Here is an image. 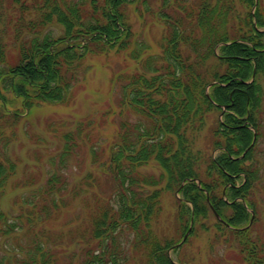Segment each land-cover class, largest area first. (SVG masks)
<instances>
[{
	"label": "trees",
	"instance_id": "trees-1",
	"mask_svg": "<svg viewBox=\"0 0 264 264\" xmlns=\"http://www.w3.org/2000/svg\"><path fill=\"white\" fill-rule=\"evenodd\" d=\"M0 5V189L17 171L9 150L22 120L42 104H69L88 57L124 53L134 62L133 71L113 78L121 118L108 153L103 149L100 156L90 148L93 164L106 177L89 172L70 181L67 169L78 138L89 136H82L84 125L65 133L51 161L58 165L24 198L26 209L15 217L0 210V264L137 259L193 264L195 257L185 259L181 251L198 228L212 230V244L233 248L243 264H264V240L254 230L256 220L249 226L247 208L254 204L257 180V168L247 163L253 147L239 159L253 142L250 127L260 135L262 0H0ZM132 14L139 28L153 21L163 26L157 50L140 40ZM56 27L62 31L54 36ZM215 112L208 138L217 151L213 155L196 141ZM151 163L161 169L159 175L142 171ZM103 179L112 183L111 196L101 189ZM165 191L174 193L177 204L172 235L158 230ZM78 200L76 213L72 205ZM65 218L71 222L67 229Z\"/></svg>",
	"mask_w": 264,
	"mask_h": 264
},
{
	"label": "rangeland",
	"instance_id": "rangeland-1",
	"mask_svg": "<svg viewBox=\"0 0 264 264\" xmlns=\"http://www.w3.org/2000/svg\"><path fill=\"white\" fill-rule=\"evenodd\" d=\"M262 2L264 5V0ZM2 13L3 9L0 5V16ZM131 21L140 40L147 45L151 44L154 51L157 50V42L163 34V26L153 21L145 25V28H139L141 23L134 14L131 15ZM2 24L4 21L0 22V31ZM260 29L264 30V28ZM61 31L60 27L53 28L54 36L59 35ZM85 63L86 75L81 76V81L75 86V97L69 104H42L22 120L17 129V139L9 150L10 158L16 161L17 171L11 177L6 189H0V210L10 217L20 214L22 209L25 210V205H22L24 198L30 197L45 184L48 172L57 164L53 165L52 158L57 157L64 145L63 135L67 132H75L79 125L85 127L82 136L88 133L89 137L87 139L84 136L82 141L78 138L80 146L70 159L67 169L70 181L78 182L89 172L99 178L106 177L102 170L93 164L90 148L95 147L100 156L103 149L108 153L107 149L115 137L121 118L118 107L119 86L113 78L119 72L133 71L134 62L124 53L111 52L88 57ZM260 82L264 87V78H261ZM257 116L261 124L260 135L251 159L247 163L253 162L254 167L257 168V180L251 197L256 206L254 230L264 240V99ZM216 117L218 112L212 114L208 126L198 135L196 141L197 148L213 155H216L217 151H212V146L208 143L209 125L216 120ZM106 153L102 156L104 159ZM160 170L155 163L142 167V171L147 174L159 175ZM102 181L104 185L101 189L107 196H111L112 183L104 179ZM162 204L163 212L158 222V230H165L172 235L176 226L177 212L174 193L165 191ZM72 206L76 213L81 209L79 200ZM65 221L68 222L67 229L71 226V222L67 218ZM212 234V230L204 231L198 228L196 235L191 237V243L182 248L183 257L188 260L195 257L193 264H243L233 248L230 249L220 242L212 244ZM171 256L176 258L174 252H171ZM131 264H139V259L132 260Z\"/></svg>",
	"mask_w": 264,
	"mask_h": 264
},
{
	"label": "bare ground",
	"instance_id": "bare-ground-1",
	"mask_svg": "<svg viewBox=\"0 0 264 264\" xmlns=\"http://www.w3.org/2000/svg\"><path fill=\"white\" fill-rule=\"evenodd\" d=\"M260 126H261V124H260ZM250 129H252L254 132H256L257 133V129H255L254 127H250ZM260 130V129H259ZM256 146H257V140H255L254 142H252V144H251V146L243 153V154H246V152L250 149V148H252L253 147V149L255 150V148H256ZM254 150H253V152H254ZM252 152V153H253ZM254 203V202H253ZM251 208H255L256 209V206H255V203L253 204V206H251ZM217 214H218V212H216ZM219 215V214H218ZM220 216V215H219ZM191 230H192V228H190L188 231H187V233L183 236V239L178 243L180 246L182 245V244H184L185 243V241L187 240V238L189 237V235H190V233H191Z\"/></svg>",
	"mask_w": 264,
	"mask_h": 264
},
{
	"label": "water",
	"instance_id": "water-1",
	"mask_svg": "<svg viewBox=\"0 0 264 264\" xmlns=\"http://www.w3.org/2000/svg\"><path fill=\"white\" fill-rule=\"evenodd\" d=\"M217 217H219V216H217Z\"/></svg>",
	"mask_w": 264,
	"mask_h": 264
}]
</instances>
